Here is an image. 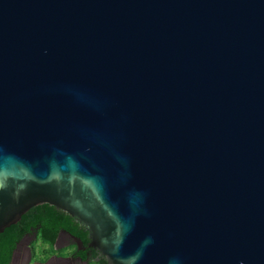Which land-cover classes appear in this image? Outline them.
<instances>
[{
    "label": "water",
    "instance_id": "1",
    "mask_svg": "<svg viewBox=\"0 0 264 264\" xmlns=\"http://www.w3.org/2000/svg\"><path fill=\"white\" fill-rule=\"evenodd\" d=\"M42 204L108 264H264V0H0V233Z\"/></svg>",
    "mask_w": 264,
    "mask_h": 264
},
{
    "label": "trees",
    "instance_id": "2",
    "mask_svg": "<svg viewBox=\"0 0 264 264\" xmlns=\"http://www.w3.org/2000/svg\"><path fill=\"white\" fill-rule=\"evenodd\" d=\"M66 229L78 235L86 244L88 235L84 227L66 212L49 204L32 207L20 221L0 233V264H9L18 242L26 235H37L32 244V258L48 259L53 253H62L55 248L59 233ZM88 264H108L96 249ZM98 257V258H97Z\"/></svg>",
    "mask_w": 264,
    "mask_h": 264
},
{
    "label": "flooded vegetation",
    "instance_id": "3",
    "mask_svg": "<svg viewBox=\"0 0 264 264\" xmlns=\"http://www.w3.org/2000/svg\"><path fill=\"white\" fill-rule=\"evenodd\" d=\"M66 230V229H65ZM32 237V235L30 236ZM77 238H80L78 235L66 231L61 233L56 241L55 248L60 249L62 251L63 248L66 249V254H63V256H73L76 259L79 258V256L83 257L84 259H88V261L93 257V248H90L87 246V244L84 242V244H81L80 247L77 243H75V240ZM34 242V239L28 240L26 243H29L32 247V244ZM60 243V246H57ZM68 250V252H67ZM52 255H62L61 253H53ZM50 257V256H49ZM48 257V258H49ZM98 258V257H97ZM47 260V259H46ZM44 260H41L40 258H32L31 264H42ZM84 262L79 261L77 264H83ZM19 264H28V253L26 254L24 250L21 252V257L19 260Z\"/></svg>",
    "mask_w": 264,
    "mask_h": 264
},
{
    "label": "rangeland",
    "instance_id": "4",
    "mask_svg": "<svg viewBox=\"0 0 264 264\" xmlns=\"http://www.w3.org/2000/svg\"><path fill=\"white\" fill-rule=\"evenodd\" d=\"M66 249H67V248H63V251H62V253H61L62 255H63V254H66ZM67 252H68V250H67Z\"/></svg>",
    "mask_w": 264,
    "mask_h": 264
}]
</instances>
